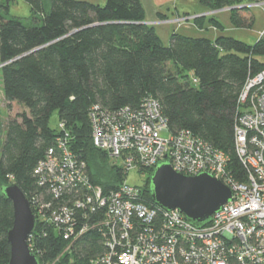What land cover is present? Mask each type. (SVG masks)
Returning <instances> with one entry per match:
<instances>
[{
  "label": "trees",
  "instance_id": "obj_1",
  "mask_svg": "<svg viewBox=\"0 0 264 264\" xmlns=\"http://www.w3.org/2000/svg\"><path fill=\"white\" fill-rule=\"evenodd\" d=\"M29 5V23L0 14L1 85L6 101L28 110L9 119L2 133L0 114V264H8L12 227V202L2 187L16 183L28 200L48 195L36 184L32 172L51 146L57 128L49 119L53 110L69 130L73 152L85 161L92 181L110 192L126 178L122 165L91 141L89 108L96 103L109 109H137L145 98L158 100L168 129L189 130L229 159L239 178L244 170L235 155L234 121L240 90L248 76L264 68V34L247 44L230 35L191 36L173 29L169 44L147 24L141 0H23ZM264 0H198L203 11L259 3ZM7 12V6H5ZM228 10L234 26L249 27L252 14ZM201 12H181L193 15ZM168 18L166 13L157 14ZM213 25L222 26L210 15ZM192 19L196 26L202 18ZM172 18V17H171ZM170 18V19H171ZM141 185L150 196V173ZM46 194V195H45ZM33 210V208H32ZM32 252L52 260L64 243L52 234L50 224L35 222ZM97 237L74 246L72 264H88L103 253Z\"/></svg>",
  "mask_w": 264,
  "mask_h": 264
},
{
  "label": "built area",
  "instance_id": "obj_2",
  "mask_svg": "<svg viewBox=\"0 0 264 264\" xmlns=\"http://www.w3.org/2000/svg\"><path fill=\"white\" fill-rule=\"evenodd\" d=\"M259 4L264 6V1L237 8ZM229 7L172 17L168 22L179 24ZM245 81L233 125V148L244 170L242 178L230 170L222 149L188 129L171 132L153 97L143 99L137 109L112 110L99 103L89 108L92 143L115 163L119 161L124 174L154 169L167 161L176 173L208 172L229 187L230 200L202 227L190 223L178 209L150 205L141 186L129 185L126 178L110 192L104 191L70 148L65 122L58 121L53 143L32 172L48 196L35 194L28 201L35 222L50 224L64 247L52 260L38 258V264H72L76 243L91 237L105 248L88 264H264V68ZM162 132L169 136H161ZM32 233L27 240L31 250Z\"/></svg>",
  "mask_w": 264,
  "mask_h": 264
},
{
  "label": "water",
  "instance_id": "obj_3",
  "mask_svg": "<svg viewBox=\"0 0 264 264\" xmlns=\"http://www.w3.org/2000/svg\"><path fill=\"white\" fill-rule=\"evenodd\" d=\"M237 7L240 6L229 8ZM150 174L153 203L167 211H182L187 220L197 227L208 223L212 213L218 211L232 195L229 187L212 174L204 171L189 176L176 173L167 161L157 164ZM2 192L13 207L12 227L6 234L11 247L8 264H38V257L27 244L29 234L36 225L30 202L16 183L2 187Z\"/></svg>",
  "mask_w": 264,
  "mask_h": 264
},
{
  "label": "rangeland",
  "instance_id": "obj_4",
  "mask_svg": "<svg viewBox=\"0 0 264 264\" xmlns=\"http://www.w3.org/2000/svg\"><path fill=\"white\" fill-rule=\"evenodd\" d=\"M95 1L100 4H103L104 0H90ZM5 6H7L8 11H5ZM168 6V8H167ZM164 7L166 11L167 17L170 19L171 17H182V16H172V12L175 13V6L179 8L183 7L189 10V12L193 13V11H198L199 8H203L202 5L199 4L198 0H168V5ZM146 7L150 12V15L153 16L154 21H151L154 28L156 29L159 38L163 41L165 45H168L170 40L169 36L171 32L175 28H180L179 31H184L185 33L190 34L191 36H208L212 38L214 36V23L210 20L211 16L205 14L204 18H202V31H198L197 27L195 26L194 20L182 21L181 23L177 24L174 22H168V18L160 17L155 14V10L149 7V4L146 3ZM164 11V12H165ZM241 14H252L253 15V22L249 27H241V26H234L231 22L230 12L226 11H218L215 14H211L216 18L223 27L219 28L218 34L223 35H230L236 39H241L247 44H253L259 37L262 31H264V6L263 5H248L241 10L238 11ZM0 14L5 17H13L19 18L24 24L29 23L30 19V12H29V5L26 1L23 0H0ZM181 14V13H180ZM209 14V13H208ZM177 15V13H175ZM191 16V15H185ZM194 26V27H193ZM208 27V29H206ZM193 31H190L193 29ZM222 29V30H221ZM1 74V70H0ZM1 78V76H0ZM0 80V114H1V123H2V133L6 128V124L9 119H16L19 118L20 114L28 113V110L19 102L15 101H6L4 99V92L2 91V85ZM58 114L56 110L52 111V114L49 119L50 127L53 129L58 125ZM161 136L168 137V132H162ZM117 164H120L118 161ZM146 172H141L137 169L129 170L126 173V182L129 185H137L141 186L146 179Z\"/></svg>",
  "mask_w": 264,
  "mask_h": 264
},
{
  "label": "crops",
  "instance_id": "obj_5",
  "mask_svg": "<svg viewBox=\"0 0 264 264\" xmlns=\"http://www.w3.org/2000/svg\"><path fill=\"white\" fill-rule=\"evenodd\" d=\"M141 3H142V6L144 7V10H145V18H146V20H147V22L148 21H154V19H153V16L152 15H150V12L148 11V9H147V7H146V3L147 4H149V7H151V9H153V10H155V14H159V12H161V13H166V11L164 10V7H166L167 5H168V0H141ZM167 8H168V6H167ZM204 7L203 8H199V10L198 11H193V13L194 12H201V13H204ZM165 11V12H164ZM181 12H189V10H187L186 8H183V7H181V8H179L178 6H175V13H181ZM172 13H174V12H172ZM169 19V18H168ZM217 22L221 25V23L217 20ZM196 26V25H195ZM222 26V25H221ZM194 27V26H193ZM197 27V29H199L198 31H202L203 30V28H201V27H198V26H196ZM214 28V36L212 37V38H214L218 33V30H220L219 29V26H216V25H214L213 26ZM223 27V26H222ZM155 29V28H154ZM174 29L175 30H178L179 31V29L180 28H175L174 27ZM206 29H208V27H206ZM194 30V28L193 29H191L190 31H193ZM222 30V29H221ZM157 32V31H156ZM180 32H184L183 30L182 31H180ZM158 34V33H157ZM188 34V33H187ZM188 35H190V34H188ZM159 36V35H158Z\"/></svg>",
  "mask_w": 264,
  "mask_h": 264
}]
</instances>
